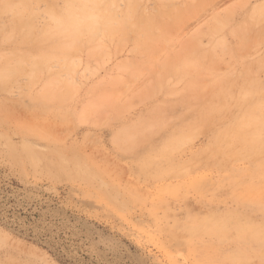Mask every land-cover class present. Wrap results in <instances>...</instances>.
<instances>
[{"label": "rangeland", "instance_id": "1", "mask_svg": "<svg viewBox=\"0 0 264 264\" xmlns=\"http://www.w3.org/2000/svg\"><path fill=\"white\" fill-rule=\"evenodd\" d=\"M92 1L0 0V264H264V0Z\"/></svg>", "mask_w": 264, "mask_h": 264}, {"label": "bare ground", "instance_id": "2", "mask_svg": "<svg viewBox=\"0 0 264 264\" xmlns=\"http://www.w3.org/2000/svg\"><path fill=\"white\" fill-rule=\"evenodd\" d=\"M93 1H96V0H93ZM93 1H92V2H93ZM97 1H98V0H97ZM84 2H85V1H84ZM92 2H91V3H92ZM129 3H130V2H129ZM99 5H100V3H99ZM133 5H134V4H133ZM131 10H132V8H131ZM19 11H20V10H19ZM93 11H95V8L93 9ZM98 14H99V13H98ZM87 16H88V15H87ZM89 16H90V15H89ZM124 17H125V16H124ZM109 18H110V17H109ZM114 18H115V17H114ZM127 18H128V17H127ZM101 19H102V18H101ZM97 20H98V19H97ZM79 21H80V20H79ZM93 21L96 22V20H94V18H93ZM125 21H126V20H125ZM87 22H88V19H87ZM91 22H92V21H91ZM91 22H90V23H91ZM94 22H93V24H94ZM93 24H92V25H93ZM96 24H98V23H96ZM96 24H95V25H96ZM100 24H101V23H100ZM112 24H113V23H112ZM117 24H118V23H117ZM129 24H130V23H129ZM139 25H141V24H139ZM145 25H146V23H145ZM74 26H75V27H78L77 24H75ZM93 26H94V25H93ZM93 26H92V27H93ZM98 26H99V24H98ZM113 26H114V25H113ZM118 27H119V25H118ZM127 27H128V26H127ZM131 27H133V26H131ZM59 28H60V27H59ZM107 28H108V27H107ZM109 28H111V27H109ZM119 28H120V27H119ZM76 30H77V29H76ZM100 30H101V29H100ZM125 30H126V29H125ZM46 31H47V30H46ZM92 31H93V30H92ZM65 32H67V31H65ZM124 33H125V32H124ZM124 33H123V34H124ZM107 34H108V33H107ZM151 36H152V35H151ZM43 37H44V36H42V38H43ZM93 40H95V39H93ZM90 41H92V40H90ZM35 53H36V52H35ZM28 60H29V59H28ZM28 62H29V61H28ZM35 65H36V64H35ZM32 67H33V66H32ZM1 68H3V67H1ZM38 70H39V69H38ZM246 104H247V103H246ZM248 115H249V114H248ZM251 116H252V115H251ZM253 120H254V119H253Z\"/></svg>", "mask_w": 264, "mask_h": 264}]
</instances>
